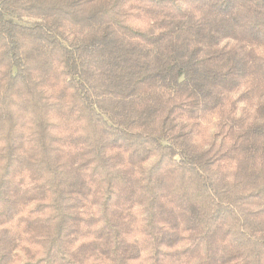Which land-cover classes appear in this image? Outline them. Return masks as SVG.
Here are the masks:
<instances>
[{
	"label": "trees",
	"instance_id": "trees-1",
	"mask_svg": "<svg viewBox=\"0 0 264 264\" xmlns=\"http://www.w3.org/2000/svg\"><path fill=\"white\" fill-rule=\"evenodd\" d=\"M0 264H264V0H0Z\"/></svg>",
	"mask_w": 264,
	"mask_h": 264
},
{
	"label": "rangeland",
	"instance_id": "rangeland-1",
	"mask_svg": "<svg viewBox=\"0 0 264 264\" xmlns=\"http://www.w3.org/2000/svg\"><path fill=\"white\" fill-rule=\"evenodd\" d=\"M25 23H31L32 21L30 19L25 18L23 20ZM215 119H213V117L211 118H207L205 121H203V128H202V133L200 136H198V138H202V140L207 137L209 135L210 132H212V130H214V126H215ZM200 140V139H199Z\"/></svg>",
	"mask_w": 264,
	"mask_h": 264
}]
</instances>
